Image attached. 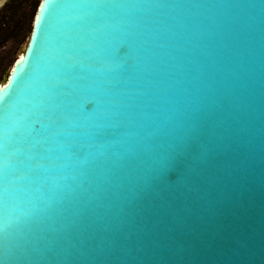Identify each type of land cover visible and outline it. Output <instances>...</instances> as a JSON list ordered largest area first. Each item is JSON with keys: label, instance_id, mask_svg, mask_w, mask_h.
Wrapping results in <instances>:
<instances>
[{"label": "water", "instance_id": "obj_1", "mask_svg": "<svg viewBox=\"0 0 264 264\" xmlns=\"http://www.w3.org/2000/svg\"><path fill=\"white\" fill-rule=\"evenodd\" d=\"M93 98L115 114L45 161L49 194L0 193V264H264V0H40L0 82V189L22 129L55 107L92 132Z\"/></svg>", "mask_w": 264, "mask_h": 264}, {"label": "snow or ice", "instance_id": "obj_2", "mask_svg": "<svg viewBox=\"0 0 264 264\" xmlns=\"http://www.w3.org/2000/svg\"><path fill=\"white\" fill-rule=\"evenodd\" d=\"M93 7H104V5H92ZM119 54L122 57L129 56V48L121 46ZM79 66L76 63H70L65 71L67 79L64 81L67 87L68 81L77 78ZM64 93L56 91L53 87V99ZM112 103L103 98H93L88 101H81L78 106V114L72 123L73 129L85 128L92 129V132L66 131L68 121L66 117L55 110L49 113L50 127L48 135H45L41 129L33 124L29 128H24L19 133V138L27 145L25 151L14 150L18 156L15 163L9 168L10 178L3 177L5 187L0 189V193L9 194L8 185L15 184L19 181H25L29 185L36 184L37 191L43 195H48L47 179L41 177L42 171H51L53 168L60 170V165H45V161L52 162L57 159L70 158L78 160L81 154L90 149L95 143L102 139L103 133L107 130L105 121H110L115 114ZM0 110H3L0 107ZM69 136L72 139H69ZM86 137V142L79 137ZM57 145L63 149L65 155H53L56 151L52 145Z\"/></svg>", "mask_w": 264, "mask_h": 264}, {"label": "rangeland", "instance_id": "obj_3", "mask_svg": "<svg viewBox=\"0 0 264 264\" xmlns=\"http://www.w3.org/2000/svg\"><path fill=\"white\" fill-rule=\"evenodd\" d=\"M38 1H0V82L27 43Z\"/></svg>", "mask_w": 264, "mask_h": 264}, {"label": "trees", "instance_id": "obj_4", "mask_svg": "<svg viewBox=\"0 0 264 264\" xmlns=\"http://www.w3.org/2000/svg\"><path fill=\"white\" fill-rule=\"evenodd\" d=\"M40 1V0H39ZM39 1L37 2V4H36V7H35V5H34V8H33V13H34V15H35V13H36V10H37V7H38V4H39ZM33 19H34V17H33ZM32 23H33V21H32ZM31 28H32V24H31ZM30 32H31V29H30Z\"/></svg>", "mask_w": 264, "mask_h": 264}, {"label": "bare ground", "instance_id": "obj_5", "mask_svg": "<svg viewBox=\"0 0 264 264\" xmlns=\"http://www.w3.org/2000/svg\"><path fill=\"white\" fill-rule=\"evenodd\" d=\"M1 2H3L4 0H0Z\"/></svg>", "mask_w": 264, "mask_h": 264}]
</instances>
